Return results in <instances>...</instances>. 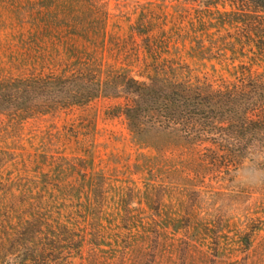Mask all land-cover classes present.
<instances>
[{"label":"rangeland","instance_id":"rangeland-1","mask_svg":"<svg viewBox=\"0 0 264 264\" xmlns=\"http://www.w3.org/2000/svg\"><path fill=\"white\" fill-rule=\"evenodd\" d=\"M252 10L246 0H0V81L83 64L144 81L142 25L162 58L217 87L264 61L254 38L239 54L249 41L231 22ZM126 103L0 113V264H264V160L237 167L208 142L139 143Z\"/></svg>","mask_w":264,"mask_h":264},{"label":"trees","instance_id":"trees-1","mask_svg":"<svg viewBox=\"0 0 264 264\" xmlns=\"http://www.w3.org/2000/svg\"><path fill=\"white\" fill-rule=\"evenodd\" d=\"M246 1L250 9L264 13V0ZM255 10L231 22L244 25L245 39L249 41L240 45L239 54L246 55L242 49L255 42L251 40L254 38L258 55L264 60V17H257ZM135 30L142 36L150 60L144 81L119 71H109L101 77L100 71L84 64L69 76L1 80L0 113L27 117L84 105L101 97H123L127 103L121 114L139 143L149 144L163 136L174 145L208 142L222 148L228 162L237 167L252 156L264 160V61L234 67V80L215 87L206 79L194 77L187 65L162 58L155 37L142 25ZM191 51L193 56L204 58L207 49L198 44ZM253 66L263 69L252 70ZM26 225L21 224L17 238H23Z\"/></svg>","mask_w":264,"mask_h":264}]
</instances>
